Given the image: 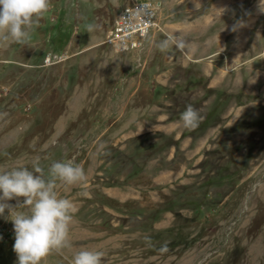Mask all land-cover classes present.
<instances>
[{
	"label": "rangeland",
	"instance_id": "1",
	"mask_svg": "<svg viewBox=\"0 0 264 264\" xmlns=\"http://www.w3.org/2000/svg\"><path fill=\"white\" fill-rule=\"evenodd\" d=\"M135 1L51 0L27 44L0 41V173L72 161L86 175L56 188L75 206L70 247L43 264L82 250L102 264H264V0H147L155 27L116 53L113 19ZM49 52L62 58L45 67ZM14 242L6 210L0 264H17Z\"/></svg>",
	"mask_w": 264,
	"mask_h": 264
},
{
	"label": "clouds",
	"instance_id": "2",
	"mask_svg": "<svg viewBox=\"0 0 264 264\" xmlns=\"http://www.w3.org/2000/svg\"><path fill=\"white\" fill-rule=\"evenodd\" d=\"M51 0H0V41L25 45L31 33L50 10ZM246 26L238 20L232 30ZM88 30L95 25L88 24ZM168 41L158 45L166 51ZM182 125L194 129L201 119L199 112L188 105L180 117ZM86 181L84 169L72 161H54L45 172L38 162L33 170L18 168L0 173V216L7 210L13 224V251L17 264H43L56 252L70 247L69 226L73 222L74 204L56 194L58 184L74 186ZM18 198H23L22 203ZM17 199V205L7 203ZM28 211H21L26 208ZM150 244V238H147ZM165 245L160 251H166ZM103 252L82 250L71 264H102Z\"/></svg>",
	"mask_w": 264,
	"mask_h": 264
},
{
	"label": "built area",
	"instance_id": "3",
	"mask_svg": "<svg viewBox=\"0 0 264 264\" xmlns=\"http://www.w3.org/2000/svg\"><path fill=\"white\" fill-rule=\"evenodd\" d=\"M158 6L147 0H137L120 8L112 22L106 42L116 53L139 51L156 25ZM62 56L46 54L42 65L47 67L61 61Z\"/></svg>",
	"mask_w": 264,
	"mask_h": 264
},
{
	"label": "crops",
	"instance_id": "4",
	"mask_svg": "<svg viewBox=\"0 0 264 264\" xmlns=\"http://www.w3.org/2000/svg\"><path fill=\"white\" fill-rule=\"evenodd\" d=\"M49 53L56 54V53H53V52H49ZM47 54H48V53H47ZM57 55H59V54H57Z\"/></svg>",
	"mask_w": 264,
	"mask_h": 264
}]
</instances>
